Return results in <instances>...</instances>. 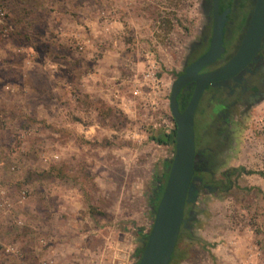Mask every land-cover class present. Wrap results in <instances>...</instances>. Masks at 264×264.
I'll use <instances>...</instances> for the list:
<instances>
[{
    "label": "rangeland",
    "instance_id": "1",
    "mask_svg": "<svg viewBox=\"0 0 264 264\" xmlns=\"http://www.w3.org/2000/svg\"><path fill=\"white\" fill-rule=\"evenodd\" d=\"M203 5L0 0V264H137ZM233 128L172 264H264V101Z\"/></svg>",
    "mask_w": 264,
    "mask_h": 264
},
{
    "label": "flooded vegetation",
    "instance_id": "2",
    "mask_svg": "<svg viewBox=\"0 0 264 264\" xmlns=\"http://www.w3.org/2000/svg\"><path fill=\"white\" fill-rule=\"evenodd\" d=\"M256 0H220L218 13L214 0H204L206 23L200 28L198 39L187 49L182 70L175 76L177 80L187 68L204 55L211 46L216 21L223 22V50L210 64L197 72L203 75L216 71L239 53L246 35ZM197 82H186L178 95L179 108L188 106ZM264 101V36L261 48L247 60V53L228 74L209 84L203 91L195 112L196 154L193 181V200L187 204L185 218L192 220V208L201 189H221L224 182L215 178V169L222 164L230 152L237 150L240 136L234 131L251 109ZM242 169V168H240ZM236 170V169H234Z\"/></svg>",
    "mask_w": 264,
    "mask_h": 264
},
{
    "label": "water",
    "instance_id": "3",
    "mask_svg": "<svg viewBox=\"0 0 264 264\" xmlns=\"http://www.w3.org/2000/svg\"><path fill=\"white\" fill-rule=\"evenodd\" d=\"M220 0H214L218 13ZM264 36V0H256L246 35L239 53L224 67L198 76L197 72L213 62L223 50V22L215 23L210 49L192 63L177 80L172 83L170 108L177 126L174 157L169 166L164 190L155 212L154 222L140 257L139 264H170L182 227H187L185 211L193 200V181L196 179L194 160L195 112L200 97L209 84L223 77L224 73L247 53L249 57L261 48ZM221 75V76H220ZM197 82L192 98L184 111L179 108L178 95L182 86L190 81Z\"/></svg>",
    "mask_w": 264,
    "mask_h": 264
},
{
    "label": "trees",
    "instance_id": "4",
    "mask_svg": "<svg viewBox=\"0 0 264 264\" xmlns=\"http://www.w3.org/2000/svg\"><path fill=\"white\" fill-rule=\"evenodd\" d=\"M175 126H176V123H175ZM176 129H177V126H176V128L171 133L159 134V135L153 136L152 138L157 143L175 145L176 144V131H177ZM170 164H171V162L166 165V168L164 170V174H163V177H162L164 180L162 178L158 177L154 194L150 197V203H151V207H152L154 213L156 212V209L158 207L160 198H161L162 193H163V190H164L165 181L167 180V176H168V173H169V166H170ZM228 187H227V189H228ZM185 234H189V231L185 227H182L181 228L180 235H179V238H178V241ZM145 238L148 239V235H146ZM199 240H202V239L199 238ZM144 248H145V246H144ZM175 258H177V250H176V248H175V250L173 252L172 261H171L170 264H172V262L174 261ZM137 264H139V261L137 262Z\"/></svg>",
    "mask_w": 264,
    "mask_h": 264
},
{
    "label": "built area",
    "instance_id": "5",
    "mask_svg": "<svg viewBox=\"0 0 264 264\" xmlns=\"http://www.w3.org/2000/svg\"><path fill=\"white\" fill-rule=\"evenodd\" d=\"M4 16H5L4 11L0 9V19H2ZM4 194H5V189H4V187H1V186H0V197H1V199H4V198H3ZM9 205H10V204H9L8 202H6L5 199H4V201H0V207H1V209L6 210V208H7ZM6 251L9 252V251H10V248H7ZM40 264H54V263H52V262H42V263H40Z\"/></svg>",
    "mask_w": 264,
    "mask_h": 264
},
{
    "label": "bare ground",
    "instance_id": "6",
    "mask_svg": "<svg viewBox=\"0 0 264 264\" xmlns=\"http://www.w3.org/2000/svg\"><path fill=\"white\" fill-rule=\"evenodd\" d=\"M218 22H222V20L218 19ZM240 63V61H238L236 64H234L233 66H231L223 75H226L229 73V71H231V69H233L236 65H238ZM221 76V75H220ZM222 78V77H221Z\"/></svg>",
    "mask_w": 264,
    "mask_h": 264
}]
</instances>
